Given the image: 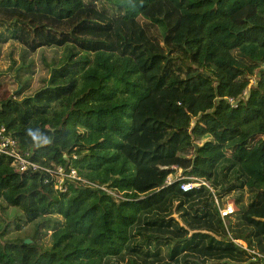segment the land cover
I'll use <instances>...</instances> for the list:
<instances>
[{"label": "trees", "instance_id": "obj_1", "mask_svg": "<svg viewBox=\"0 0 264 264\" xmlns=\"http://www.w3.org/2000/svg\"><path fill=\"white\" fill-rule=\"evenodd\" d=\"M8 41L0 124L41 167L0 152V264H264V0H0Z\"/></svg>", "mask_w": 264, "mask_h": 264}, {"label": "rangeland", "instance_id": "obj_2", "mask_svg": "<svg viewBox=\"0 0 264 264\" xmlns=\"http://www.w3.org/2000/svg\"><path fill=\"white\" fill-rule=\"evenodd\" d=\"M216 22H225V18L219 15H214V14H209L206 17L202 18V24L204 27H208L209 25H212ZM255 49L256 46L253 43H245L241 45V50L246 52L247 54L253 56L255 55ZM45 54L49 55L50 50L45 49ZM23 53V47L18 44L15 41H8L5 43L0 44V97L5 96L9 93H12L13 90L18 89L19 85L14 81L13 79V68L18 65L22 60L20 59L21 54ZM33 60L35 64V72L30 74V79L28 83V88H35L36 85H38V79L37 76L38 74H41L40 67H38L39 63L37 61V51L34 53H27L26 58L24 61H29ZM14 61L12 68L8 69V64ZM28 91H24L26 93ZM213 136L218 140V136L215 134V131H213ZM170 177V175H169ZM247 199V195L244 194L241 197V201L237 203L236 201L233 200V198H229L226 200V202L235 209V205L242 206L243 201ZM1 213V212H0ZM3 217L6 220L11 219L12 217H21L20 212L15 209L14 207H8L4 214ZM22 218V217H21ZM31 233V228L29 224L22 223V227L18 230L13 229L12 225H9V229L6 232V236L8 237H25L29 238V235ZM42 241L47 245L48 244V230L45 231L43 234Z\"/></svg>", "mask_w": 264, "mask_h": 264}, {"label": "built area", "instance_id": "obj_3", "mask_svg": "<svg viewBox=\"0 0 264 264\" xmlns=\"http://www.w3.org/2000/svg\"><path fill=\"white\" fill-rule=\"evenodd\" d=\"M0 152L7 155L11 159L10 165L12 168L16 170H24V169H35L38 167H41L36 162L30 160L28 158L27 152H19L16 149V140L6 131L4 125L0 124ZM44 169L51 171L53 173V180H54V187L58 190H64V179H77L78 177L75 174V170L70 168L67 171H65L60 165H56L53 168H47L43 167ZM170 177H167V180H169ZM199 184H203L205 186H208L206 181L197 178L192 177L191 180L182 182L180 184V188L182 190L189 189L191 187H195ZM234 210V207L230 204H226L224 207L220 208L218 207V213L222 219H224V216L231 213Z\"/></svg>", "mask_w": 264, "mask_h": 264}, {"label": "water", "instance_id": "obj_4", "mask_svg": "<svg viewBox=\"0 0 264 264\" xmlns=\"http://www.w3.org/2000/svg\"><path fill=\"white\" fill-rule=\"evenodd\" d=\"M105 184H106V183H105ZM28 241H29V239H28V238H25V239H24V242H28Z\"/></svg>", "mask_w": 264, "mask_h": 264}, {"label": "clouds", "instance_id": "obj_5", "mask_svg": "<svg viewBox=\"0 0 264 264\" xmlns=\"http://www.w3.org/2000/svg\"><path fill=\"white\" fill-rule=\"evenodd\" d=\"M100 187H103L102 185H100Z\"/></svg>", "mask_w": 264, "mask_h": 264}]
</instances>
